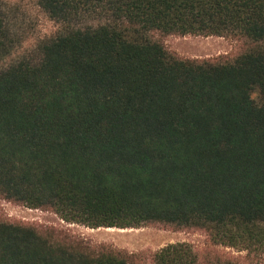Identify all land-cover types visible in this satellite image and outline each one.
<instances>
[{
	"label": "trees",
	"instance_id": "obj_1",
	"mask_svg": "<svg viewBox=\"0 0 264 264\" xmlns=\"http://www.w3.org/2000/svg\"><path fill=\"white\" fill-rule=\"evenodd\" d=\"M37 1L61 28L0 70V196L93 228L199 227L246 255L92 249L0 216V264H264V0ZM155 32L243 45L187 58Z\"/></svg>",
	"mask_w": 264,
	"mask_h": 264
},
{
	"label": "rangeland",
	"instance_id": "obj_2",
	"mask_svg": "<svg viewBox=\"0 0 264 264\" xmlns=\"http://www.w3.org/2000/svg\"><path fill=\"white\" fill-rule=\"evenodd\" d=\"M2 4L12 45L0 55V70L13 60L34 52L38 44L56 34L61 24L52 19L37 0H0ZM154 39L183 57L207 58L219 55H235L242 49V42L233 37L194 34H163L155 32ZM254 97H258L254 93ZM0 216L14 223L35 226L38 229L57 228L82 239L92 249H112L143 256L170 243H191L202 256L209 252H225L229 256L245 258L246 252L215 244L208 232L199 227L172 228L159 224L141 227L93 228L77 222L64 220L52 209L31 208L0 196ZM125 229V230H124Z\"/></svg>",
	"mask_w": 264,
	"mask_h": 264
},
{
	"label": "bare ground",
	"instance_id": "obj_3",
	"mask_svg": "<svg viewBox=\"0 0 264 264\" xmlns=\"http://www.w3.org/2000/svg\"><path fill=\"white\" fill-rule=\"evenodd\" d=\"M125 230V229H124Z\"/></svg>",
	"mask_w": 264,
	"mask_h": 264
}]
</instances>
